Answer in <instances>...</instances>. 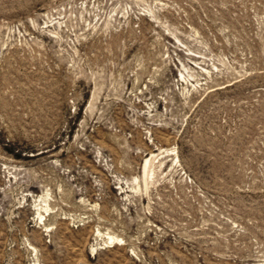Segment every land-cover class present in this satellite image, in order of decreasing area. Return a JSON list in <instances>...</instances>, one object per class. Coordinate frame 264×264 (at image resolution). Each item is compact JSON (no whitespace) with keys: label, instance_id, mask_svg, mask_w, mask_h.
<instances>
[{"label":"rangeland","instance_id":"rangeland-1","mask_svg":"<svg viewBox=\"0 0 264 264\" xmlns=\"http://www.w3.org/2000/svg\"><path fill=\"white\" fill-rule=\"evenodd\" d=\"M0 264H264V0H0Z\"/></svg>","mask_w":264,"mask_h":264},{"label":"bare ground","instance_id":"bare-ground-1","mask_svg":"<svg viewBox=\"0 0 264 264\" xmlns=\"http://www.w3.org/2000/svg\"><path fill=\"white\" fill-rule=\"evenodd\" d=\"M152 155H154L153 153H152ZM155 156V155H154ZM157 158V157H156ZM153 157L151 156L149 159H146L145 161H144V165H143V183H148L147 182V177L149 176V173H151V171H149V166L150 165H153V164H151L152 163V161H153ZM155 160V159H154ZM150 177V176H149ZM44 217V216H43ZM39 218H40V220L42 219V216L40 215L39 216ZM46 229L48 228V227H45ZM107 240L109 241H106L105 243L107 244V243H110V244H112V245H110L109 247H112L114 244H122L123 242H122V239H120V238H118V237H116V236H114V235H108L107 236ZM32 250H35V248L34 247H32ZM95 250V249H94Z\"/></svg>","mask_w":264,"mask_h":264}]
</instances>
